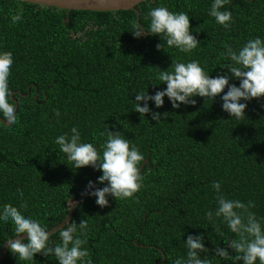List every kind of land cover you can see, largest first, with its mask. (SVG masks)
<instances>
[{
	"label": "trees",
	"instance_id": "trees-1",
	"mask_svg": "<svg viewBox=\"0 0 264 264\" xmlns=\"http://www.w3.org/2000/svg\"><path fill=\"white\" fill-rule=\"evenodd\" d=\"M211 3L145 0L136 6L145 29L150 8L163 4L187 12L190 30L200 40L189 55L167 46L159 35L146 34L141 42L134 38L133 25H139L134 9L68 13L54 6L0 0V50L13 53L9 88L15 91L19 116L11 128L0 124V205L20 209L26 200L27 209L20 210L39 219L46 230L66 217L94 179L92 166L73 168L54 143L75 125L82 140L98 152L109 130L121 132L130 146L136 144L145 159L149 157L135 199L109 197L102 208L87 195L71 217L77 224L88 221L83 247L93 264H155L163 259L160 249L166 254L160 264H172L185 254L183 241L189 233H204L209 249L226 247L224 240L235 234L223 224L218 233L204 217L216 206L213 181L222 182L229 198L254 201L251 210L264 217V97L253 98L241 119L222 110L220 96L214 101L197 96L196 104L178 109L167 97L159 109L150 101L154 110L168 113L159 122L134 110L136 91L154 94L166 87L155 78L157 67L197 59L215 76L228 62L220 56L225 44L236 48L249 38H264V0H231L224 6L234 17L229 28L208 14ZM21 9L22 20L13 24L10 13ZM157 44L163 47L157 49ZM12 236L13 226L0 223V252ZM59 239V231L49 236L53 246ZM136 240L150 246H138ZM34 260L20 261L8 249L2 264H57L52 255L37 253ZM216 262L226 264L219 257Z\"/></svg>",
	"mask_w": 264,
	"mask_h": 264
},
{
	"label": "clouds",
	"instance_id": "clouds-1",
	"mask_svg": "<svg viewBox=\"0 0 264 264\" xmlns=\"http://www.w3.org/2000/svg\"><path fill=\"white\" fill-rule=\"evenodd\" d=\"M230 2L231 0H212L208 12L224 28H229L234 19L232 12L224 7ZM22 13V9L10 13L11 22L15 24L21 21ZM148 18L147 29L133 25L134 38H143L145 34L159 35L166 40L167 46L189 55L200 44V40L190 30L187 12L171 11L161 4L150 8ZM156 47L160 49L163 45L157 44ZM220 56L228 62L219 66L222 71L215 76H211L197 59L172 60L170 67L163 70L157 67L155 78L166 87L157 88L154 94L147 90L136 91L134 110L141 116L150 114L152 120L159 122L168 113L154 110L149 106L150 101L155 109H159L167 97L172 107L178 109L181 105L196 104L194 97L197 96L211 101L220 96L223 111L236 119L245 117L248 103L253 98L259 101L264 97V38H249L236 48L225 44ZM12 64L13 53L0 50V117L4 118L0 120V124L9 128L19 123L17 102L11 98L12 91L9 88ZM230 81H239V84ZM260 107L264 108V104ZM54 113L57 117L60 116L59 109H55ZM101 135L105 133L102 132ZM106 136L102 152H98L94 144L83 141L81 132L75 125L71 127L70 133H62L54 139V143L73 168L92 166L101 172L95 182L89 180L85 187L88 190L86 194L95 197L96 204L102 208L109 204V197L135 199V194L143 186L140 167L141 162L145 161L138 146H130L129 139L121 135V132L107 130ZM212 188L215 190L216 206L206 210L204 217L218 233L223 224L235 234L234 237L224 240L226 247L209 249L205 245L204 233H189L183 241L185 254L174 259L172 264H214L216 257L226 264H264V217L258 218L251 210L255 207L254 201L229 198L222 191L221 181H213ZM19 196L23 200V192ZM27 207L26 200L20 204V209ZM20 209L8 203L0 205V223L13 226L14 236L18 237L12 239V236L7 240V247L16 258L20 261H35L34 256L40 253L46 257L54 256L57 264H93L89 250L83 247L87 243L89 231L87 220L82 219L77 224L71 217L66 218V226L59 229V242L53 246L46 225L39 219L24 215ZM24 233L27 234L26 237L20 236ZM210 250L213 253L211 257Z\"/></svg>",
	"mask_w": 264,
	"mask_h": 264
},
{
	"label": "water",
	"instance_id": "water-1",
	"mask_svg": "<svg viewBox=\"0 0 264 264\" xmlns=\"http://www.w3.org/2000/svg\"><path fill=\"white\" fill-rule=\"evenodd\" d=\"M21 1H25V0H21ZM145 0H29V2L31 3H37L40 5H47V6H54V7H58V8H63L66 9L68 11V13H70L71 10L73 9H77V10H93V11H117V10H128V9H134L137 12V19H138V23L140 26H143L140 22V16H139V12L136 8V6L143 2ZM66 20H69V17H67ZM144 27V26H143ZM146 35V34H145ZM144 35V36H145ZM142 41V38H140V42ZM15 95V91H12V99L13 101L17 102V99L14 97ZM38 96V95H37ZM36 96V97H37ZM16 109H18V102L16 104ZM14 108V110H16ZM3 117H0V120H3ZM149 161V157H147L145 159V161L142 163L141 167H140V172L143 169V167L145 166V164ZM94 169V168H93ZM98 177V173L97 170L94 169V179L93 182L96 181ZM87 189H85L81 195L75 199L74 203L72 204L68 214L66 215V217L56 226H54L53 228H51L49 231L50 236L52 234H54L55 232L59 231L60 227L65 226V222H66V218L68 217H72L77 206L80 204V202L85 199V197L87 196ZM26 233L24 234H20V236L22 237H26ZM18 237H13L12 239H16ZM135 243L138 246H150V245H144V244H140L138 242V240L135 241ZM8 247H7V242L4 243L1 252H0V264L3 263L6 253H7ZM163 253V259L157 261L155 264H160L163 261H165L166 259V254L165 252L160 249Z\"/></svg>",
	"mask_w": 264,
	"mask_h": 264
}]
</instances>
